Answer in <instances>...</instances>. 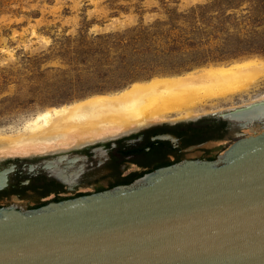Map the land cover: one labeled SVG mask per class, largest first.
<instances>
[{
	"label": "water",
	"instance_id": "1",
	"mask_svg": "<svg viewBox=\"0 0 264 264\" xmlns=\"http://www.w3.org/2000/svg\"><path fill=\"white\" fill-rule=\"evenodd\" d=\"M214 113L236 128L214 159L186 158L35 208L0 207V264H264V100ZM255 123L259 131H244ZM66 157L76 159L72 151L0 160V189L15 166L8 161L63 179L47 169Z\"/></svg>",
	"mask_w": 264,
	"mask_h": 264
},
{
	"label": "rangeland",
	"instance_id": "2",
	"mask_svg": "<svg viewBox=\"0 0 264 264\" xmlns=\"http://www.w3.org/2000/svg\"><path fill=\"white\" fill-rule=\"evenodd\" d=\"M250 56L264 58V0H0V131L44 108ZM262 94L264 83L200 115Z\"/></svg>",
	"mask_w": 264,
	"mask_h": 264
},
{
	"label": "bare ground",
	"instance_id": "3",
	"mask_svg": "<svg viewBox=\"0 0 264 264\" xmlns=\"http://www.w3.org/2000/svg\"><path fill=\"white\" fill-rule=\"evenodd\" d=\"M262 83L264 58L259 56L209 65L182 75H157L135 81L119 91L96 93L44 108L15 133L0 131V159L11 155L64 154L143 124L171 116H195L210 105L219 108L222 102L246 97L238 95L256 91ZM256 98L243 106L264 100V94ZM250 128L256 132L261 125L255 123Z\"/></svg>",
	"mask_w": 264,
	"mask_h": 264
},
{
	"label": "flooded vegetation",
	"instance_id": "4",
	"mask_svg": "<svg viewBox=\"0 0 264 264\" xmlns=\"http://www.w3.org/2000/svg\"><path fill=\"white\" fill-rule=\"evenodd\" d=\"M200 114L180 118L182 120H174V117L171 118L173 121L150 122L111 137L116 139L98 140L72 149L70 152L74 151L76 155L74 161L70 163L66 157L64 163H52L47 169L50 173L62 175L63 179L44 173L32 174L24 163L8 161L7 166L13 163L15 166L9 184L0 189V199L5 202L0 207L19 202L35 208L52 200L129 183L161 166L186 158L214 159L219 152L212 155L213 148L232 143L236 139V128H232L220 113ZM236 124L234 122L233 126ZM161 134L167 136L158 137ZM26 199L34 200L35 206H29L24 201Z\"/></svg>",
	"mask_w": 264,
	"mask_h": 264
}]
</instances>
